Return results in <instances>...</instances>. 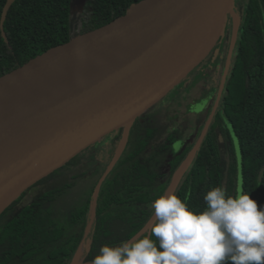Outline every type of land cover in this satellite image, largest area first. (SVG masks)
Returning a JSON list of instances; mask_svg holds the SVG:
<instances>
[{
	"label": "water",
	"instance_id": "water-1",
	"mask_svg": "<svg viewBox=\"0 0 264 264\" xmlns=\"http://www.w3.org/2000/svg\"><path fill=\"white\" fill-rule=\"evenodd\" d=\"M15 1L7 0L3 9L4 38V23ZM235 4L236 0H141L114 21L0 76V216L28 189L122 129L123 142L109 171L136 121L218 50ZM230 57L231 52L220 95ZM220 95L165 195L175 194L192 164ZM107 173L97 187L86 234L71 264H92L82 262L83 247L95 224L99 189ZM155 223L153 214L134 237L149 235Z\"/></svg>",
	"mask_w": 264,
	"mask_h": 264
},
{
	"label": "trees",
	"instance_id": "trees-1",
	"mask_svg": "<svg viewBox=\"0 0 264 264\" xmlns=\"http://www.w3.org/2000/svg\"><path fill=\"white\" fill-rule=\"evenodd\" d=\"M139 1L86 0L83 10L75 12L73 0H16L4 23L6 38L0 28V76L78 34L114 21ZM6 3L0 0V23ZM263 9L264 0H249L237 61L227 79L220 110L175 192L197 213L207 208V192L221 185L229 195L242 190L264 205ZM209 113L177 157L171 175L196 144ZM224 127L231 130L238 149L228 163L217 141V131H224ZM134 155L130 149L118 159L115 173L99 196L95 225L83 247V263L92 262L102 246H118L133 238L154 214V200L167 191L168 185L156 195L152 193V184H148L152 175L133 160ZM62 191L38 196L25 224L21 221L23 212L15 208L18 201L0 216V264H71L89 221L91 197L67 216L63 226L51 205ZM68 222L77 227L71 236L63 231Z\"/></svg>",
	"mask_w": 264,
	"mask_h": 264
},
{
	"label": "flooded vegetation",
	"instance_id": "flooded-vegetation-1",
	"mask_svg": "<svg viewBox=\"0 0 264 264\" xmlns=\"http://www.w3.org/2000/svg\"><path fill=\"white\" fill-rule=\"evenodd\" d=\"M248 2L249 0H236L234 14L229 18L227 37L224 42H221V44L219 45V52L216 54V52L213 51L201 66H199L185 81H183L165 98L167 99L170 96L171 98H173V100L171 99V105H169L165 110V108L159 106L160 103L157 104L150 111H148L151 113L149 114V116H147V121L140 124V119L137 120L138 122L136 121L129 132L128 139L121 156H124L127 151H130V149L135 152L133 160L139 162L140 166L152 175L151 178L153 180L148 181V184H152L150 188L153 190L152 193L155 195L159 189L166 187L167 185V187L170 186V181L173 180V176L175 174L174 173L173 175H171L175 161L177 157L182 153V151H184V149L189 146L191 141V134L187 132L190 129V126L187 124L184 117L178 122V127L168 129V126H171L172 121L177 119V115H179L180 113H182L183 115L186 112L189 115L191 114L197 117V119L199 120L203 115L206 116L209 111L210 113L208 115V118L211 115L220 95L221 81L230 52L231 57L226 82L237 61L244 21L246 20L248 15ZM262 13L263 15L261 24L264 27V9ZM199 80H202V85L204 88L203 94L200 98L192 100L191 104L184 110V112L181 111L180 108L182 105V95H184L185 92L188 91ZM190 82H192L191 85ZM226 82L221 92L220 100L214 117L220 110V104L225 90ZM182 84L185 85L183 86ZM173 94L174 96H172ZM207 120L201 128L200 134L204 129ZM201 124L202 122L196 125L194 129L195 132L199 130ZM165 131H167L166 135L164 134ZM123 132L124 130L121 129L118 132L106 137L105 139H103V141L97 143L101 145L98 150L94 151L93 153L92 151L88 152V154L77 165L72 166L71 169L67 173H65V175L68 174L69 182L64 180L65 182L62 181L57 185H53L51 187L48 186L44 189H42V184L37 183L36 185L28 189L17 200L18 204L15 206L17 210H24V199H26V196L33 189L38 187L37 191L32 195L33 197H31V201H29V209L23 211V214L21 215L22 223L25 224L30 217L32 211V203L34 202V200L42 193L49 192L55 189L63 188L62 193L59 194L57 198H55L51 202L52 207L56 211L58 224L65 226L68 219L67 216L72 211H75V209L82 207L84 203L87 202L89 196L91 197V209L94 195L99 183L101 182V179L108 172L100 186L98 199L104 186L106 185V182L115 173L118 166L117 164H119L116 162L117 164L115 163L114 166L108 171L109 167L114 161L119 147L123 142L125 134V132L124 134ZM217 135L219 151L223 158H230L233 154H236L238 152V149L237 151H235V146H233V141H235V139L230 129L224 127V131L218 130ZM194 146L195 144L193 145V147ZM75 158H73L72 160H74ZM72 160L69 163H71ZM85 184H87V187H85ZM76 199H80V201L83 200V203L76 206ZM65 201L66 203H68V213L63 214L64 208H62V206H65ZM88 224L89 221L86 225L84 236L86 234ZM63 231L64 235L71 236L76 233L77 227L75 224L71 225L70 222H68V226Z\"/></svg>",
	"mask_w": 264,
	"mask_h": 264
},
{
	"label": "clouds",
	"instance_id": "clouds-1",
	"mask_svg": "<svg viewBox=\"0 0 264 264\" xmlns=\"http://www.w3.org/2000/svg\"><path fill=\"white\" fill-rule=\"evenodd\" d=\"M204 200L197 213L176 194L158 197L151 233L102 246L92 264H264V205L222 185Z\"/></svg>",
	"mask_w": 264,
	"mask_h": 264
},
{
	"label": "rangeland",
	"instance_id": "rangeland-1",
	"mask_svg": "<svg viewBox=\"0 0 264 264\" xmlns=\"http://www.w3.org/2000/svg\"><path fill=\"white\" fill-rule=\"evenodd\" d=\"M73 4H74V9L76 10L75 12H79L80 10H83L84 5H85V2L83 0H73ZM227 33H228V29H227L225 38L222 40V43L226 39ZM219 50H220V48H218V50L216 51V54L219 52ZM185 84H182V85L184 86ZM191 84H192V82H190V85ZM203 92H204V88H203V85H202V80H199L188 91H186L184 95H182V105H181V108H180L181 111L184 112V110L186 108H188V106L191 104V101L194 100V99L200 98L201 95L203 94ZM174 94L172 96H174ZM171 99L173 100V98H171V96L169 98H167V99H164L162 102H160V105L159 106L162 107V108H165V110H166L167 107L169 105H171ZM147 113L145 114L146 116L144 115V116H142L140 118V121H139L140 124L145 123L147 121V119H148L147 116H149V114L151 112H147ZM183 117L185 118L187 124L190 126V129L187 132L189 134H191L190 140H193L195 138V135H196V132H197V131L195 132L194 129H195V127H196V125L198 123L200 124L201 122H203V120L205 119V116L203 115L202 118H200V120H199V119H197V117H195V116H193L191 114L189 115L186 112L183 115H182V113H180L179 115H177V119H175L174 121H172L171 126L170 125L168 126V129H171V128H174V127H178L179 126L178 122ZM163 121H164V119H163ZM124 132H123V134H124ZM166 132L167 131H165V133H164L165 135H166ZM95 145L92 146L91 148H89L88 150L84 151L80 155H78L74 160H72L71 163L67 164L62 169H59L56 172H54V174H53L52 177L46 178L44 180V182L41 183L42 184L41 186H43L42 189H44L45 187L47 188L48 186L51 187L53 185H57V184L61 183L64 180L67 181V182H69L68 174L65 175V173H67L71 169L72 166L77 165L88 154V152H91L92 151V153H93L94 151L98 150L101 147L100 144H95ZM233 146H235V151H237V145H236V142L235 141H233ZM224 160H225L226 163H228L229 158L225 157ZM85 187H87V184H85ZM37 189H38V187L35 188V189H33L26 196V199H24V210H22V212L29 209V201H31V197H33L32 195L37 191ZM66 201L64 203H66ZM79 201H80V199H76V206H78L79 204H82L83 203V200H81L80 202ZM67 205H68V203H66L64 207L62 206V208H64L63 214L68 213V209H67L68 206ZM26 215H27V213H26Z\"/></svg>",
	"mask_w": 264,
	"mask_h": 264
},
{
	"label": "bare ground",
	"instance_id": "bare-ground-1",
	"mask_svg": "<svg viewBox=\"0 0 264 264\" xmlns=\"http://www.w3.org/2000/svg\"><path fill=\"white\" fill-rule=\"evenodd\" d=\"M74 264H78V262L76 261Z\"/></svg>",
	"mask_w": 264,
	"mask_h": 264
}]
</instances>
